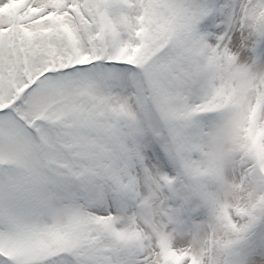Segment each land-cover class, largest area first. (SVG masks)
<instances>
[{"label": "snow or ice", "instance_id": "snow-or-ice-1", "mask_svg": "<svg viewBox=\"0 0 264 264\" xmlns=\"http://www.w3.org/2000/svg\"><path fill=\"white\" fill-rule=\"evenodd\" d=\"M0 264H264V0H0Z\"/></svg>", "mask_w": 264, "mask_h": 264}]
</instances>
